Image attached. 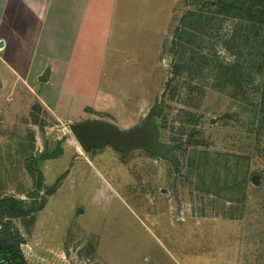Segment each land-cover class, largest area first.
Listing matches in <instances>:
<instances>
[{
	"label": "rangeland",
	"instance_id": "obj_1",
	"mask_svg": "<svg viewBox=\"0 0 264 264\" xmlns=\"http://www.w3.org/2000/svg\"><path fill=\"white\" fill-rule=\"evenodd\" d=\"M256 2L179 0L163 39L160 85L136 111L132 104L108 115L72 96L45 103L28 86L11 88L20 101L0 103L1 242L11 236L24 260L57 258L58 247L41 245L45 228L86 225L107 189L153 214L191 264H264V23L249 18ZM148 117L158 156L110 146L84 152L70 129L98 120L133 130ZM108 211L91 216L96 228L141 235L120 200ZM76 237L83 245H65L67 256L100 264L96 236Z\"/></svg>",
	"mask_w": 264,
	"mask_h": 264
},
{
	"label": "crops",
	"instance_id": "obj_2",
	"mask_svg": "<svg viewBox=\"0 0 264 264\" xmlns=\"http://www.w3.org/2000/svg\"><path fill=\"white\" fill-rule=\"evenodd\" d=\"M178 2L0 0V41L4 42L0 48V103L7 98L20 101L17 96L12 98L13 90L28 86L45 103L68 95L74 101H86L91 111L108 115L131 111L132 104L138 110L160 85L163 39ZM47 69L51 71L49 81L41 83L39 77ZM116 199L141 227V235L112 225L96 228L91 222L97 212L109 214L108 206ZM86 215L88 222L81 227L79 223L73 227L49 224L39 240L42 246L58 247L57 258L39 261L26 257V263L86 264L89 259L68 257L64 248L77 244L80 250L83 243L76 236L82 231L87 238L95 235V245L103 248V254L96 257L100 264H191L173 248L172 238L161 234L156 217L126 204L118 191H101ZM68 235L73 239L68 241Z\"/></svg>",
	"mask_w": 264,
	"mask_h": 264
},
{
	"label": "water",
	"instance_id": "obj_3",
	"mask_svg": "<svg viewBox=\"0 0 264 264\" xmlns=\"http://www.w3.org/2000/svg\"><path fill=\"white\" fill-rule=\"evenodd\" d=\"M3 46L4 42L0 41V48ZM50 73V69H47L39 77V81L47 83ZM148 120L149 117L146 118L143 127L133 130H122L98 120L75 123L70 126V129L84 152L110 146L123 151L144 149L158 156L160 152L155 143V133L149 128ZM0 264H9L3 254H0Z\"/></svg>",
	"mask_w": 264,
	"mask_h": 264
},
{
	"label": "trees",
	"instance_id": "obj_4",
	"mask_svg": "<svg viewBox=\"0 0 264 264\" xmlns=\"http://www.w3.org/2000/svg\"><path fill=\"white\" fill-rule=\"evenodd\" d=\"M255 8V15L250 16V19L257 20L262 18V23H264V0H257V2L253 6ZM263 98H264V88H263ZM59 153L51 155L49 158L56 159L59 157ZM20 207V203L17 205ZM4 233L0 232V254L5 255V259L9 264H27L22 255L17 252L13 251L11 244V236H9V239H7L6 243L1 242V236H3Z\"/></svg>",
	"mask_w": 264,
	"mask_h": 264
},
{
	"label": "bare ground",
	"instance_id": "obj_5",
	"mask_svg": "<svg viewBox=\"0 0 264 264\" xmlns=\"http://www.w3.org/2000/svg\"><path fill=\"white\" fill-rule=\"evenodd\" d=\"M80 146V145H79Z\"/></svg>",
	"mask_w": 264,
	"mask_h": 264
}]
</instances>
